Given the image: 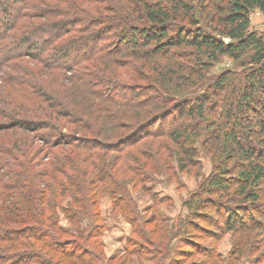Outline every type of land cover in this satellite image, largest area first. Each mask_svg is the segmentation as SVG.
I'll return each instance as SVG.
<instances>
[{
	"label": "trees",
	"instance_id": "trees-1",
	"mask_svg": "<svg viewBox=\"0 0 264 264\" xmlns=\"http://www.w3.org/2000/svg\"><path fill=\"white\" fill-rule=\"evenodd\" d=\"M255 10L264 14V0H0V69L27 59L37 78L29 88L2 76L21 84L30 106L10 101L0 124V264H53L50 253L64 264L101 262L102 246H87L99 195L123 192L124 169L146 180L133 149L161 138L177 147L180 170L198 140L214 163L185 202L192 221L177 230L185 245L197 247L187 233L201 224L218 237L264 229V32L250 31ZM223 57L241 71L208 76ZM67 199L62 212L86 221L75 230L85 239L57 226ZM155 233L142 229L144 239ZM170 236L145 241L168 251Z\"/></svg>",
	"mask_w": 264,
	"mask_h": 264
},
{
	"label": "rangeland",
	"instance_id": "rangeland-1",
	"mask_svg": "<svg viewBox=\"0 0 264 264\" xmlns=\"http://www.w3.org/2000/svg\"><path fill=\"white\" fill-rule=\"evenodd\" d=\"M188 1L190 0H186V2ZM0 18H2L1 15ZM25 20L27 19L23 21ZM250 22V31L264 32V14L257 10L253 11L250 14ZM30 64L35 66L30 60L19 59L13 61L7 68L2 67V71L0 69V124L9 122L6 115L10 114L12 109L10 101L30 106V102L24 99L19 89L22 87L21 84L17 82V85L10 86L6 77L3 79L2 76H12L19 79L17 81L26 82L30 88V83L32 85L37 81L36 77L30 76ZM238 65L229 58L223 57L209 71L208 76L216 78L228 71L238 73L241 71ZM231 84L232 88L239 89L241 83L233 79ZM221 112L224 111H220V109L217 111V113ZM143 144L145 145L143 146ZM160 144H164L163 147L166 146V150H160L159 155L149 159L150 155L148 154H151L149 150L154 152ZM194 147L197 157L193 161L187 162L186 168L181 170L176 162L177 147L165 138L157 141L148 140L133 149L132 153L140 160L138 167L145 170L148 177L146 180L140 181L138 175L124 169L121 175H116L123 192H118L112 197L105 193L99 195L97 203L99 216L91 225L93 228L97 226L94 229L97 236L96 239L86 242L88 248H95V245L92 244L95 240L102 246V254H98L101 257V262L95 264H264L263 227L244 231L225 230L218 237L215 236L214 232L217 231L212 226L201 224V230H189L187 233L188 238L197 246H195L196 248L185 245V239H179L182 237V233L177 232L178 223L192 221V218L187 214L185 202L201 188H204L206 179L214 171V163L203 149L202 140H198ZM139 148L146 155L144 158L137 152ZM114 157V154H110L109 161H113ZM146 160H149V164L148 162L144 163ZM69 202L70 200L67 199L59 203L57 226L74 233L73 237L79 240L85 239L87 233L84 234L85 237L77 236L75 230H83L86 227V221H83L79 226L69 222L62 212ZM116 204L119 205L116 206ZM138 217L143 222L137 221ZM149 220H153L150 226L142 227L143 223ZM161 220L163 223L160 222ZM137 226L141 231L140 236L134 235ZM154 228H156V233L150 235L149 239L155 241L163 234H170V238L173 237L167 247L168 251L163 246L155 248L153 244L149 243L148 245L145 241L148 238L142 237V229L150 233ZM167 230L168 234L164 233ZM64 238L71 239L69 236H62V239ZM130 238L132 242H130ZM66 243H70V241H66ZM127 248L129 250L141 249L140 251L144 252L131 255L127 251L125 252ZM47 255L52 259L53 264L66 263V258L62 254L50 253ZM84 255L83 259L89 258V254ZM67 262L72 263L73 260ZM82 263L83 261L79 262V264Z\"/></svg>",
	"mask_w": 264,
	"mask_h": 264
}]
</instances>
